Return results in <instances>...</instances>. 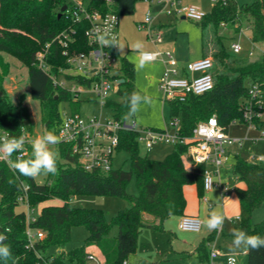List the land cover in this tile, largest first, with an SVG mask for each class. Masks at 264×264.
I'll return each mask as SVG.
<instances>
[{"label": "trees", "instance_id": "trees-1", "mask_svg": "<svg viewBox=\"0 0 264 264\" xmlns=\"http://www.w3.org/2000/svg\"><path fill=\"white\" fill-rule=\"evenodd\" d=\"M136 1L116 0L109 5L106 0H88V8L102 12L111 10L121 16L132 14ZM64 5L70 6V1L0 0V52L17 56L27 65L30 96L41 103L42 121L48 131H54L56 135L62 122L59 103L71 101L74 111H77L79 100L68 88L55 84L50 74L38 66L37 53L46 49V61L51 65L52 72L58 73L59 67L69 64L68 56L63 54L65 48L57 37L62 31L75 29L68 46L70 52L90 48L85 34L90 22L87 19L75 21L71 14L62 11ZM242 18L250 22L253 41L264 43V0H254L244 6H239L237 0H216L211 10L197 20L202 28L205 56H208L210 41L214 46L211 69L214 85L209 91L190 94L184 100H166L170 118H180L181 135H192L196 125L212 115L227 128L235 120L248 122L244 117L245 108H260L257 102L264 100V56L249 58L232 54L220 34L223 24L240 30ZM116 53L119 57V76L124 81L116 93L119 98L108 99L104 106L112 109V116L121 118L130 112L129 98L135 91V69L127 57L121 56L118 51ZM0 69V128L20 136L23 127L30 131L32 127L26 125L28 114L22 102H14L4 87L8 63L1 55ZM254 85L258 86L259 92L253 97L251 89ZM252 123L258 127L264 125L262 119L255 117ZM187 149L188 144L177 142L164 158L152 159L140 153L137 133L124 130L120 132L118 151L128 152L130 169L102 171L85 169L78 155L72 153L70 144L60 142L55 146L59 152L57 173L44 176V181L20 175L9 167L8 162L0 159V234L6 236L3 243L11 250L10 258L18 264H65V251L60 250L58 255H54L51 248L65 246L71 240L72 228L81 225L88 230L86 243L100 248L103 264H122L136 251L142 228L164 230L163 223L170 218V209L174 216L184 214L186 185L195 184L198 194H204V165L188 168L183 158ZM31 151L29 144L24 158L31 157ZM17 156L13 153L12 161ZM234 158L233 172L236 179L245 184L244 187H235L240 209L239 229L264 236V220L252 222L253 211L264 202V166L239 154H235ZM133 177L136 178L138 195L127 192V185ZM23 185H27L30 208L54 198L61 202L43 204L34 221L29 222L27 213L17 210ZM76 195L124 196L130 199L131 204L121 209L111 223L101 208L71 204V198ZM147 214L152 218L148 219ZM113 224L118 227V232L110 236ZM28 226L42 230L44 237L30 244L26 233ZM215 237L216 231L213 230L197 245L196 252L203 261L208 260L210 244ZM247 253L248 264H264V248L250 249ZM85 255L82 247L71 251L68 258L73 264H84ZM6 261L0 259V264H6Z\"/></svg>", "mask_w": 264, "mask_h": 264}, {"label": "rangeland", "instance_id": "rangeland-1", "mask_svg": "<svg viewBox=\"0 0 264 264\" xmlns=\"http://www.w3.org/2000/svg\"><path fill=\"white\" fill-rule=\"evenodd\" d=\"M254 0H237L239 6L250 4ZM214 4L213 0H178L176 5H171L167 0H137L132 14L120 16L119 43L124 46L120 55L138 58L139 52L132 49V45L140 41L143 43V51H172L175 55L180 52L184 57L188 56L190 60H197L202 57V28L197 24V20L192 18H183L181 12L177 9L183 6L195 5L204 12H209ZM152 16L149 23L155 29L162 33V41L157 43L150 35L148 28H139L138 24L144 20L147 13ZM223 36V42L228 51L240 57L258 58L264 56V43L254 42L252 39V28L246 18H242L240 30L232 26H220ZM232 43H239L241 51L233 52ZM214 46L210 41L207 49L208 56L212 57ZM3 60L8 63V72L5 76L4 87L11 95L14 102L20 101L27 111L26 125L32 127L31 136L35 139L48 131L42 121V108L38 100L32 99L29 93L28 85V67L23 61L7 52H0ZM2 70L0 69V72ZM164 73V64L160 61L148 62L140 70H135V92L141 96L147 95L151 98L150 103L141 102L135 113L125 114L127 121H135L138 128H158L165 129L169 133H174L176 126L172 124L168 103L165 101L163 91L160 89V82ZM113 97L119 98L115 93ZM75 98V97H74ZM79 107L74 111L71 101L65 100L59 103V111L63 117L72 112H78L83 117L101 116L102 119L113 115L111 108L102 106L95 100V96L88 92L78 93ZM264 105V100H263ZM261 114H255V118L264 121L263 109L257 108ZM228 134L233 139L241 141L240 144L231 145L228 159L222 165L216 178L224 182L228 190L225 194L221 193L220 188L215 186L210 190H205L203 195H199L195 185L186 186L188 212L200 217L203 225L200 231H184L179 228L180 216L175 215V221L171 218L163 223L164 230H157L150 227H144L138 236V246L134 253L128 257L129 264H197V255L194 253V246L211 231L204 221L208 218L210 212L217 211L221 213L225 222L221 230L216 231V237L212 242L223 252L226 248V242L230 236L229 232L233 228H239V206L236 200L231 201L234 193L235 174L233 165L235 154H239L247 160L259 162L264 166V125L256 126L252 122H240L235 120L228 127ZM173 143L157 140L149 150L143 142L139 143V151L152 159H162L173 149ZM54 149L55 147L52 146ZM263 157L259 161L258 157ZM114 168H123L129 170L131 167L130 156L128 152L119 150L114 159ZM38 181H44V175L35 178ZM129 194L138 195L139 190L136 185V178L133 177L127 185ZM205 197L207 199H205ZM60 199H51L48 202L36 205L28 209L26 203H20L17 207L19 211H25L33 216H37L43 206L47 203H60ZM73 205L101 208L105 211L107 220L113 222L114 216L121 210L130 206L131 201L124 196L110 195H76L71 198ZM31 211V212H30ZM150 219V218H148ZM264 220V202L253 211L252 222L258 223ZM118 232V227L113 224L109 232L114 236ZM88 230L85 226L77 225L71 230V240L65 246H53L51 252L58 255L60 250L66 253L65 264H73L68 258V254L76 249L84 247L85 252H93L99 255L95 246L86 243ZM222 246V247H221ZM234 254V253H233ZM101 256V255H100ZM6 264H18L14 259H7ZM76 264V263H74ZM84 264H98L96 260L85 259ZM240 264H247V256L240 260Z\"/></svg>", "mask_w": 264, "mask_h": 264}, {"label": "built area", "instance_id": "built-area-1", "mask_svg": "<svg viewBox=\"0 0 264 264\" xmlns=\"http://www.w3.org/2000/svg\"><path fill=\"white\" fill-rule=\"evenodd\" d=\"M70 6H67L66 12L72 15L75 21L87 19L90 24L85 34L90 48L88 50L72 51L68 50L70 42L73 40L75 29L64 30L57 37L64 46L63 54L68 56V66L59 67V72L54 73L51 65L46 61V49L37 53L38 66L47 71L54 83L68 88L75 97L78 93L88 92L95 96V100L105 105L106 101L117 93L121 82L119 76V57L116 53V47L102 46L98 43L96 36L104 31L115 35L119 42V21L120 15L114 11L102 12L97 9L88 8V0H69ZM109 5L116 0H106ZM149 1V0H145ZM216 2V0H213ZM171 5H176L178 0H167ZM188 18L201 20L206 12L195 5L183 6L177 9ZM152 16L148 12L139 28H148L150 35L155 42L162 41L160 30L149 25ZM49 43L46 44V47ZM233 52L241 51L239 43H232ZM154 55V61H161L164 64V73L160 82V89L163 91L166 100L178 99L184 100L190 94H201L213 88L214 80L211 73L213 59L211 56H203L197 60L189 61L180 65L178 58L172 51L154 50L147 51ZM252 96L259 92L258 86L254 85L251 89ZM258 105L263 107V101L258 100ZM257 108L247 106L244 117L248 122H252L255 114H261ZM172 124L176 126L174 133H169L165 129L158 128H138L135 121H127L124 117L115 118L114 116L83 117L78 112H72L62 118V122L57 130L59 143H68L71 146L72 153L78 155L80 163L87 170L109 171L114 168V159L118 152L120 143V132L132 130L137 133L139 143L143 142L149 150L157 140L171 142L173 144L181 142L188 144V149L183 155L185 164L188 168L193 169L198 164L204 165L203 183L204 189L210 190L215 186L220 188L221 193L225 194L228 190L224 182L216 178L219 171L228 159L229 148L231 145L240 144L241 141L233 139L228 134V128L222 125L215 115L206 120L200 121L190 136H183L179 132L180 118H172ZM5 129L0 128V136L5 134ZM7 134L11 135L8 131ZM21 135L26 140L31 141L30 130L23 127ZM19 137V136H14ZM25 144V152H28V145ZM56 145H54L55 147ZM17 155L21 153L16 152ZM12 160V158H10ZM259 161L263 157H258ZM4 160V159H1ZM6 161V160H4ZM7 162V161H6ZM206 174V175H205ZM211 180V187H206V181ZM27 185H23V194L19 196L21 203H27ZM205 199H207L205 197ZM28 209L32 211L27 203ZM30 211V212H31ZM35 216L27 213V220L34 221ZM203 220L198 216L182 215L179 221V228L184 231H200ZM26 233L30 244L44 237V232L28 226ZM233 253H225L220 248L210 244L209 257L207 261H199L198 264H227L228 256ZM236 256V255H235ZM86 259L96 260L98 264L103 262L93 252H86ZM237 258V256H236ZM122 264H129L124 260ZM238 264V258H237Z\"/></svg>", "mask_w": 264, "mask_h": 264}, {"label": "clouds", "instance_id": "clouds-1", "mask_svg": "<svg viewBox=\"0 0 264 264\" xmlns=\"http://www.w3.org/2000/svg\"><path fill=\"white\" fill-rule=\"evenodd\" d=\"M96 39L102 46L116 47L121 52L124 48V46L118 42L117 37L111 35L107 31H104L103 33L98 32ZM132 49L139 52L138 58L129 57V61L134 64V69L136 71L142 70L148 62H151L154 59L152 53L142 50L143 43L140 41L135 42L132 45ZM142 101L150 103L151 98L147 95L141 96L138 92L134 91L129 98L130 112L135 113ZM26 143H30L32 149L31 157L27 159L24 158L23 155ZM58 143L59 137L51 130L45 131L42 135L31 141L26 140L24 135L10 137L7 134V131H5V134L0 136V159L6 160L11 169L25 177L35 179L41 175H55L57 173L59 152L52 146L57 145ZM16 152L21 153V155H18L16 160L12 161L10 158L12 154ZM211 185V180H207L206 187H211ZM169 217L172 221H175L176 219L171 209L169 210ZM224 222V216L217 211L210 212L208 218L204 221L209 230L215 231L222 230ZM7 231H10V229ZM231 235L233 237V248L230 251L232 252L242 250L247 253L250 249L258 250L264 248V236L249 234L239 228H233L231 230ZM5 239L6 236L0 234V259L7 260L11 257L12 253L9 246L3 243ZM227 264H237L236 256L229 255Z\"/></svg>", "mask_w": 264, "mask_h": 264}, {"label": "crops", "instance_id": "crops-1", "mask_svg": "<svg viewBox=\"0 0 264 264\" xmlns=\"http://www.w3.org/2000/svg\"><path fill=\"white\" fill-rule=\"evenodd\" d=\"M183 18H186V16H184L183 15ZM119 25H120V21H119ZM222 26H224V27H227V26H229L228 24H223ZM120 31V27L118 28V32ZM220 34H222V32H221V30H220ZM157 43H160V42H156V44ZM118 53L120 54V50H118ZM202 57L203 56H205V50H204V48H202ZM123 56H125V55H123ZM126 57V56H125ZM176 57L178 58V60H179V63H180V65L182 66V65H184L185 63H187V62H189V61H192V60H190V58L188 57V56H183L180 52H178V54L176 53ZM161 62V61H160ZM230 153V152H229ZM190 185H195V184H189V185H186V186H190ZM186 186L184 187V191H185V189H186ZM196 186V185H195ZM236 186H242V187H244L245 186V184L243 183V182H239L237 179H236V176H235V182H234V193H233V195H232V199H231V201H233V200H236L237 202H238V197H237V195H236V192H235V187ZM185 196H186V191H185ZM186 198H187V196H186ZM238 206H239V202H238ZM239 212H240V209H239ZM183 215H193L191 212H188L187 211V209H185V212H184V214ZM180 216V218H181V216L182 215H179ZM193 216H195V215H193ZM146 217L147 218H152V216L151 215H149V214H147L146 215ZM169 219V218H168ZM222 232H224L223 230H221ZM212 232V231H211ZM210 232V233H211ZM230 234V236H231V232H229ZM206 237V236H205ZM204 238V237H203ZM232 240H233V238H229L227 241H225L226 242V248H225V251H227V253H234L236 256H237V258H238V264H240V260L244 257V256H247V264H248V253H245L244 251H242V250H237V251H235V252H232V251H230L232 248H233V244H232ZM201 241V240H200ZM199 241V242H200ZM199 242H198V244H199ZM197 244V245H198ZM212 244V243H211ZM197 245H195L194 246V249H193V251H194V253L197 255V264H198V262L199 261H201L202 259L200 258V256L198 255V253L196 252V247H197ZM92 246H95L96 248H97V250H98V252H99V255L98 254H96V256L102 261V262H104V257H103V255H102V252H101V250H100V248L98 247V246H96V245H93L92 244ZM222 247V246H221ZM101 255V256H100Z\"/></svg>", "mask_w": 264, "mask_h": 264}, {"label": "water", "instance_id": "water-1", "mask_svg": "<svg viewBox=\"0 0 264 264\" xmlns=\"http://www.w3.org/2000/svg\"><path fill=\"white\" fill-rule=\"evenodd\" d=\"M66 8H67V5H64V6L62 7V11L66 10ZM58 16H59V17L61 16V12L58 13ZM123 81H124V79L121 78V79H120V82L123 83Z\"/></svg>", "mask_w": 264, "mask_h": 264}]
</instances>
